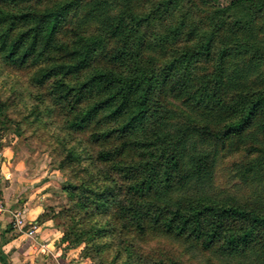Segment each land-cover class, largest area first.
<instances>
[{
	"label": "trees",
	"instance_id": "trees-1",
	"mask_svg": "<svg viewBox=\"0 0 264 264\" xmlns=\"http://www.w3.org/2000/svg\"><path fill=\"white\" fill-rule=\"evenodd\" d=\"M64 176L52 215L94 264H264V192L211 193L217 155L264 185V0H0V136ZM48 214L45 211L40 217Z\"/></svg>",
	"mask_w": 264,
	"mask_h": 264
},
{
	"label": "crops",
	"instance_id": "crops-1",
	"mask_svg": "<svg viewBox=\"0 0 264 264\" xmlns=\"http://www.w3.org/2000/svg\"><path fill=\"white\" fill-rule=\"evenodd\" d=\"M9 136H0L6 175L1 184L5 210L0 214V264H93L80 257V245L67 247L61 241L62 226L52 217L64 202L58 170L49 165L44 152ZM13 211L28 223L37 221L33 237L10 225ZM45 211L48 214L40 217Z\"/></svg>",
	"mask_w": 264,
	"mask_h": 264
},
{
	"label": "rangeland",
	"instance_id": "rangeland-1",
	"mask_svg": "<svg viewBox=\"0 0 264 264\" xmlns=\"http://www.w3.org/2000/svg\"><path fill=\"white\" fill-rule=\"evenodd\" d=\"M214 1L220 5H226L230 0ZM11 129V127L8 128L7 130L3 131L1 135L5 134L6 136H9L12 134L13 137H16L21 142H24V144L29 149L44 152L49 163L50 159L46 151L38 148L35 145V142L31 139H26V134L18 135L12 132ZM251 160L253 159H250V157L246 156L245 154L238 152L217 155L212 179L207 184L209 191L218 195H233L239 198L248 197L255 193L258 194L260 192H264V185H261V182L246 181L245 177L240 176L238 172L239 167ZM52 168L57 169L55 166H52ZM58 173L62 179L60 184V189H62L65 178L59 170ZM58 195L59 194H57V196ZM61 195L64 200L62 204H64L66 202V196L62 190ZM60 205H58V207ZM143 248L145 252L167 254L169 257L174 259L177 264H217V261L210 254L193 251L186 252L185 249L179 244L159 236L148 238L143 243ZM92 263L94 264L93 261Z\"/></svg>",
	"mask_w": 264,
	"mask_h": 264
},
{
	"label": "built area",
	"instance_id": "built-area-1",
	"mask_svg": "<svg viewBox=\"0 0 264 264\" xmlns=\"http://www.w3.org/2000/svg\"><path fill=\"white\" fill-rule=\"evenodd\" d=\"M4 162V155L3 152L0 150V214L5 210L3 195H2V189L1 184L6 175L2 171V165ZM10 225L20 231L23 232L27 237H33L37 231L38 223L37 221H31L27 222L19 213L18 211L11 212V220Z\"/></svg>",
	"mask_w": 264,
	"mask_h": 264
}]
</instances>
